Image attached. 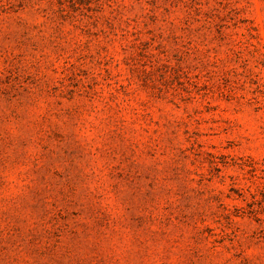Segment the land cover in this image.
Here are the masks:
<instances>
[{"label": "rangeland", "instance_id": "1", "mask_svg": "<svg viewBox=\"0 0 264 264\" xmlns=\"http://www.w3.org/2000/svg\"><path fill=\"white\" fill-rule=\"evenodd\" d=\"M0 264H264V0H0Z\"/></svg>", "mask_w": 264, "mask_h": 264}]
</instances>
